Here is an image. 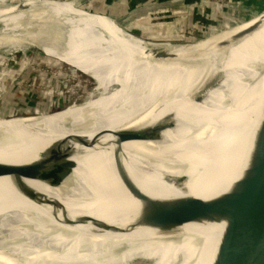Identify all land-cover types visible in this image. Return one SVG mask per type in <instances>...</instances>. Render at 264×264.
I'll list each match as a JSON object with an SVG mask.
<instances>
[{"label": "bare ground", "instance_id": "1", "mask_svg": "<svg viewBox=\"0 0 264 264\" xmlns=\"http://www.w3.org/2000/svg\"><path fill=\"white\" fill-rule=\"evenodd\" d=\"M23 1L0 0V46L38 47L92 78L94 86L83 102L60 111L0 118V264H212L226 223H186L176 233L161 202L212 198L229 189L245 167L238 154L229 155L238 149V138L223 145L213 141L211 154L203 159L227 152L226 172L201 184L197 175L213 168L160 161L172 147L193 139L200 125H179L178 117V125L165 130L161 140L154 143L147 136L172 110L174 99L212 108L230 97L233 105L221 128L232 125L243 132L262 120L264 73L257 66L264 63V25L230 48L219 65L226 74L222 83L197 103L185 90L199 81L208 63L198 68L184 63L207 41L155 50L111 17L77 10L72 0ZM96 131L105 134L97 143L94 138L93 148L103 149L70 159L63 168L67 194L59 192L64 186L29 179L18 167L46 147L63 149L56 143ZM134 131L139 135L121 141V135ZM133 145L141 147L143 167L122 166ZM124 167L155 203L145 206L126 190L118 175ZM161 172L187 174L191 180L184 190L177 189L161 180ZM251 228L264 232V222ZM256 254V264H264V246Z\"/></svg>", "mask_w": 264, "mask_h": 264}, {"label": "water", "instance_id": "2", "mask_svg": "<svg viewBox=\"0 0 264 264\" xmlns=\"http://www.w3.org/2000/svg\"><path fill=\"white\" fill-rule=\"evenodd\" d=\"M21 1L23 0L12 3L17 4ZM82 3L87 5V0H82ZM90 8L94 12L109 16L92 7ZM111 18L125 32L137 37L143 44L152 49L159 50L170 45L183 44L170 40L148 38L127 30L125 28L129 19L127 15L120 18ZM225 24L226 26L223 29L209 38L199 49L193 51L184 63L196 68L201 64L208 63V69L199 81L185 90L186 97L195 100L197 103L204 101L209 91L222 83L226 74L219 65L222 60H226L230 48L263 27L264 7L244 14L230 23L225 22ZM257 70L260 75L264 73V63L259 64ZM250 79L252 80V78ZM174 100L172 101V110L149 133L147 140L154 143L161 140L165 130L178 125V117L182 118L179 125H192L191 123H195L200 126L193 133V139L191 138L182 143L183 145L191 140V149L187 153H183L180 147V155L163 156L160 161L162 160V163L172 167H184L185 164L189 163L188 161H194L197 164H204L213 168L212 170L202 171V174L197 175L196 179L201 184L212 182L218 176H224L226 167L223 163L226 161L227 152H222L220 157L211 158V160L206 161L203 158H207L211 154L213 141L233 105V99L226 97L219 107L212 108L207 105L202 108H194L188 106L184 100ZM137 134V131L127 132L125 136L122 137L121 135V141L129 140ZM1 136L0 134V139ZM243 144H245L244 149H242ZM236 145L238 149L231 151L229 155L232 159L233 155L238 154L239 164L242 163L243 165L245 163V167H242V171L239 169L241 171H239L240 175L229 189L212 198L185 196L161 202L171 223V230L176 233H179L180 228L186 223L199 225L222 221L226 223L212 264H256V253L264 246V232L254 231L251 228L252 223L264 222V117L240 135L236 140ZM230 148L232 146L227 150ZM68 151H71L70 145H65L63 149L46 147L38 151L32 161L22 163L18 167L29 179L42 181L53 188L64 186L59 189V192L67 194L69 188L65 185L67 175L63 168L70 162ZM197 164L193 165L198 166ZM118 175L126 190L135 198L142 200L145 206L155 203V200L137 185L127 168L119 169ZM161 180L165 184L184 190L191 179L187 174L172 175L161 172ZM50 198L60 202L58 199Z\"/></svg>", "mask_w": 264, "mask_h": 264}, {"label": "rangeland", "instance_id": "3", "mask_svg": "<svg viewBox=\"0 0 264 264\" xmlns=\"http://www.w3.org/2000/svg\"><path fill=\"white\" fill-rule=\"evenodd\" d=\"M14 1L18 0H2L4 4ZM72 1L80 8L77 10L94 12L88 5L83 4L82 0ZM22 2L24 3V1L20 3ZM0 9V11H2L3 8L0 7ZM11 10L13 11L14 9ZM96 14L98 13L96 12ZM234 19L236 18H229L219 22L215 21V23H213L212 20L206 18L205 20L207 21L199 23L198 26H196L197 28L192 29V34L187 35V37L178 39L160 37L158 40H170L179 43H203L223 29L226 26L225 22L230 23ZM149 27L153 28L155 26L151 25ZM131 29L135 31V28L133 29L132 27ZM93 86L94 80L92 78L74 70L73 67L60 62V60L46 55L43 50L38 47L13 49L6 46V44L0 46V118L36 114L39 112L53 113L60 111L71 104L83 102ZM36 94H39V96L41 95L39 99L36 100H40L43 104H46V107L43 109L41 105L40 108L34 112L33 107H36V104L33 98ZM30 102L33 103L30 104ZM255 124L256 123L251 125ZM247 130L241 132L232 125H225V127L219 130L214 142L221 145L231 143ZM104 134L103 132L97 131L82 133L74 137V139H76L75 142L61 141L56 144L64 145V147L65 145H70L71 151L67 152L70 159L79 158L83 156V154L90 155L92 153H99L103 148H97L96 150L93 148L95 144L94 138L97 139V143L99 141L97 137ZM78 139L80 140L78 141ZM191 144V142H187L183 145L182 143L178 144L171 148L168 155L179 154L180 147L183 153H187L191 149ZM123 152H126V149L121 148V153ZM129 163L140 167L147 164L145 158L141 157V147L139 145H133L128 149L122 166ZM152 171L153 169L150 170V172Z\"/></svg>", "mask_w": 264, "mask_h": 264}, {"label": "crops", "instance_id": "4", "mask_svg": "<svg viewBox=\"0 0 264 264\" xmlns=\"http://www.w3.org/2000/svg\"><path fill=\"white\" fill-rule=\"evenodd\" d=\"M87 5L113 18L127 15L125 28L133 33L154 39H178L191 35L192 29L206 18L218 22L238 18L264 7V0H87ZM40 96L34 95V112L41 105L46 107L36 100Z\"/></svg>", "mask_w": 264, "mask_h": 264}, {"label": "built area", "instance_id": "5", "mask_svg": "<svg viewBox=\"0 0 264 264\" xmlns=\"http://www.w3.org/2000/svg\"><path fill=\"white\" fill-rule=\"evenodd\" d=\"M203 21H205V22H206L207 20H203ZM212 22H213V23H215V21H212Z\"/></svg>", "mask_w": 264, "mask_h": 264}]
</instances>
